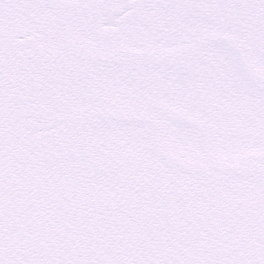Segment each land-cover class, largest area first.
I'll return each instance as SVG.
<instances>
[{"label":"snow or ice","instance_id":"6c2138e0","mask_svg":"<svg viewBox=\"0 0 264 264\" xmlns=\"http://www.w3.org/2000/svg\"><path fill=\"white\" fill-rule=\"evenodd\" d=\"M0 264H264V0H0Z\"/></svg>","mask_w":264,"mask_h":264}]
</instances>
